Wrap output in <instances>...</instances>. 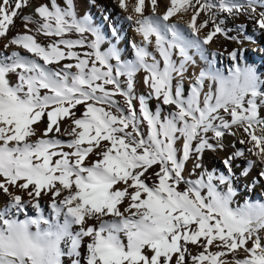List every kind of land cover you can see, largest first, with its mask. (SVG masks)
<instances>
[{
    "label": "snow or ice",
    "instance_id": "1",
    "mask_svg": "<svg viewBox=\"0 0 264 264\" xmlns=\"http://www.w3.org/2000/svg\"><path fill=\"white\" fill-rule=\"evenodd\" d=\"M115 3L141 38L133 59L77 0H0V264H58L64 212L81 226L72 264H264V203L234 206L235 182L264 165V79L242 63L264 0ZM222 41L227 74L210 51ZM208 151L227 152L223 170ZM42 196L52 219L28 215Z\"/></svg>",
    "mask_w": 264,
    "mask_h": 264
},
{
    "label": "bare ground",
    "instance_id": "2",
    "mask_svg": "<svg viewBox=\"0 0 264 264\" xmlns=\"http://www.w3.org/2000/svg\"><path fill=\"white\" fill-rule=\"evenodd\" d=\"M78 11L81 15L90 13L95 21V23L99 24L108 40L112 43L117 44V47L120 48L122 52V58L124 59H133L134 53L131 48V42L133 40L139 42L141 39L138 34L134 30V26L124 19L125 12L120 9L115 0H96V4L93 6L88 2V0H77ZM164 11L163 5L160 8V14ZM25 14H31L32 8H25ZM107 17V19H105ZM178 19V18H177ZM185 21L189 19V17H184ZM231 26V22H230ZM115 27L117 29V35L114 36L112 34L111 28ZM23 24L21 20L16 21V28L13 31L22 30ZM249 34H252L251 27L249 26ZM203 35V32L201 33ZM129 40V41H128ZM255 43H246L244 45L246 51L244 52V57L242 63H247L253 65L258 73L261 75V78L264 79V36H255ZM128 41V43H127ZM6 41L3 38H0V47H2L3 43ZM107 47V44L104 45ZM235 47L234 44L230 42H220L213 43L210 45V51L219 50L224 52V55L217 57L216 66L220 68L222 71L227 74V70L232 66V62L228 59L225 50H232ZM193 55L197 61L195 69L198 70L200 68L206 67V62L200 58L199 55L195 54L193 50ZM209 59L211 56L209 54ZM143 76L144 73L141 72L137 75V92L144 93L146 92V88L143 84ZM14 79V78H13ZM191 83L190 80L186 81L185 87L188 88V85ZM152 106L155 107V101L152 102ZM39 127L43 129L44 125L40 124ZM233 138L231 136L226 137L227 141H231ZM237 147H240L237 144ZM227 155V152H212L208 151L204 155V165L209 168H217L223 170L221 165V157ZM94 159V158H93ZM249 159H255V157H249ZM246 161L238 160L237 161V175L239 176V169L245 167ZM192 167L191 162L188 164V168ZM264 168V165L259 163L252 169L248 178H240L235 182V186L237 188V196L235 199L234 206L243 205L245 202H254V203H264V180L260 181L255 187L251 186L252 179L255 177L258 172ZM27 198V197H25ZM8 197L4 196L2 192H0V204L7 201ZM0 211H3V208H0ZM28 215H44L48 219H52L55 216V211L53 206L51 205V200L49 196H42L40 198V207L36 208L35 206L29 205L27 209ZM23 219L24 216L21 215L19 217ZM60 223L64 224L65 220H67V235L62 239L59 243L57 249V257L58 264H72L73 259L76 255H79L83 251V246L79 243V240H75L69 245V241H72V238L75 237L80 232V225L77 224L72 217L67 216V213H61L60 215ZM42 227H46L42 225ZM35 231V227L32 228ZM86 242V241H85ZM79 250V252H78Z\"/></svg>",
    "mask_w": 264,
    "mask_h": 264
},
{
    "label": "rangeland",
    "instance_id": "3",
    "mask_svg": "<svg viewBox=\"0 0 264 264\" xmlns=\"http://www.w3.org/2000/svg\"><path fill=\"white\" fill-rule=\"evenodd\" d=\"M125 15H126V13H125ZM129 41V40H128ZM128 41H127V43H128Z\"/></svg>",
    "mask_w": 264,
    "mask_h": 264
}]
</instances>
